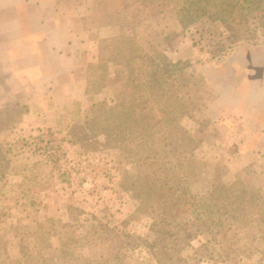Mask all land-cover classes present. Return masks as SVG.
Segmentation results:
<instances>
[{"label": "rangeland", "instance_id": "374dc122", "mask_svg": "<svg viewBox=\"0 0 264 264\" xmlns=\"http://www.w3.org/2000/svg\"><path fill=\"white\" fill-rule=\"evenodd\" d=\"M56 1L71 72L0 0V264H264V0Z\"/></svg>", "mask_w": 264, "mask_h": 264}, {"label": "crops", "instance_id": "0c3cea01", "mask_svg": "<svg viewBox=\"0 0 264 264\" xmlns=\"http://www.w3.org/2000/svg\"><path fill=\"white\" fill-rule=\"evenodd\" d=\"M22 2L26 5H31L33 10L36 13L39 12L40 15L38 19L39 30L30 32L26 26L25 14L21 12V9L18 10L17 16L22 30V32L20 31V40L35 39L36 42L57 58L59 66L62 65V67L68 69V72H71L73 70V59H75L77 50L80 48V41L83 39L81 35L72 33L71 15L68 16L67 20L59 21L63 15L60 13L59 4L56 0H22ZM30 47L33 46L30 45ZM8 59L12 62L17 61V58L11 59L10 57ZM260 60L259 64H248L246 75L250 83L253 81L257 83V86H259L258 90H253L249 96H244L242 93L240 95L243 101L251 99L253 96L254 108H259L249 117L251 130L243 125L244 131L240 133L239 140H264V57L260 58ZM18 73L19 70L16 69L12 76L17 78ZM254 150L256 153L259 150L260 157L263 156L261 159H264V143H259V146L253 147L250 152L253 153Z\"/></svg>", "mask_w": 264, "mask_h": 264}, {"label": "trees", "instance_id": "16d2710c", "mask_svg": "<svg viewBox=\"0 0 264 264\" xmlns=\"http://www.w3.org/2000/svg\"><path fill=\"white\" fill-rule=\"evenodd\" d=\"M156 187V186H155Z\"/></svg>", "mask_w": 264, "mask_h": 264}]
</instances>
